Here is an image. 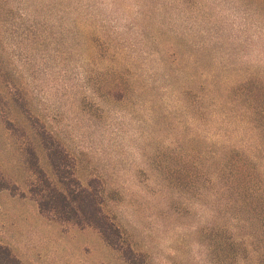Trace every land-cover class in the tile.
I'll return each instance as SVG.
<instances>
[{"label": "rangeland", "instance_id": "374dc122", "mask_svg": "<svg viewBox=\"0 0 264 264\" xmlns=\"http://www.w3.org/2000/svg\"><path fill=\"white\" fill-rule=\"evenodd\" d=\"M13 92L83 184L101 180L146 264H264V0H0V170L30 197L0 194V242L23 264H129L97 229L40 214L27 145L51 173ZM13 112L27 135L5 129Z\"/></svg>", "mask_w": 264, "mask_h": 264}, {"label": "trees", "instance_id": "16d2710c", "mask_svg": "<svg viewBox=\"0 0 264 264\" xmlns=\"http://www.w3.org/2000/svg\"><path fill=\"white\" fill-rule=\"evenodd\" d=\"M11 99L14 106L18 110L20 109L22 115L28 120L50 169L51 174L41 164L39 152L34 145L25 147L24 164L31 174L27 180L28 190L32 198L38 203L40 213L49 220L71 222L81 229L95 228L104 241L119 252L127 263L146 264L141 253L134 251L130 245L125 244L122 231L104 212L101 180L91 178L87 185H84L81 178L76 174L75 158L63 142L48 130L38 116L25 106L22 95L13 92ZM262 112H264V106L258 114L261 115ZM9 115L2 121L5 129L15 136L27 135L28 131L26 132L24 127L19 124L16 113L13 112V119H10ZM261 117L264 116L261 115ZM249 168L250 166L247 164L235 168L231 167V173L241 200L247 207L254 210L261 202L262 197L260 189L250 185L253 174L247 175ZM2 190H9L14 195L18 194L17 184L12 183L0 170V191ZM0 264L23 263L9 246L0 242Z\"/></svg>", "mask_w": 264, "mask_h": 264}, {"label": "crops", "instance_id": "0c3cea01", "mask_svg": "<svg viewBox=\"0 0 264 264\" xmlns=\"http://www.w3.org/2000/svg\"><path fill=\"white\" fill-rule=\"evenodd\" d=\"M3 191H8L12 196H17L18 198H20V199H27V198H30V197H28V196H20V195H14V194H12L9 190H2V191H0V194L3 192ZM31 199H33V198H31ZM34 200V199H33ZM38 204V203H37ZM39 207V206H38ZM39 212H40V210H39ZM0 213H1V207H0ZM41 214V213H40ZM42 215V214H41ZM43 216V215H42ZM44 217V216H43ZM46 218V217H45ZM47 219V218H46ZM49 220V219H48Z\"/></svg>", "mask_w": 264, "mask_h": 264}]
</instances>
